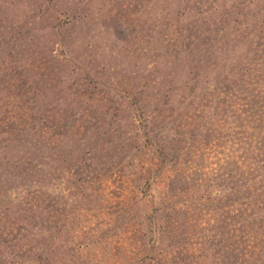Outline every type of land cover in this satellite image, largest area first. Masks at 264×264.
Here are the masks:
<instances>
[{"label": "rangeland", "instance_id": "rangeland-1", "mask_svg": "<svg viewBox=\"0 0 264 264\" xmlns=\"http://www.w3.org/2000/svg\"><path fill=\"white\" fill-rule=\"evenodd\" d=\"M138 5L139 0H0V26L6 30L0 31V59L11 49L14 68L27 83L37 78L32 67L43 66L40 74L49 81H86L89 86L79 83L81 90L111 97L128 91L131 103L142 101L140 92L150 83L144 97L166 111L135 129L119 100L117 127L94 129L79 148L65 141L63 131L54 166L49 152L43 161L28 155L29 169L56 168L54 179L35 182L34 174L25 185L10 183L0 195V210L36 217L24 215L28 222L15 233L23 229L28 235L32 264H249L254 248L239 251L236 237V145L219 137L221 92L213 83L204 90L207 77L190 85H200L196 92L175 90L178 75L168 63L154 70L152 43L142 57L138 47L130 50L117 40V31L128 37L129 28L140 29ZM145 18L154 23L152 13ZM185 95L206 102L187 112L180 104ZM95 145L98 152L87 160L91 170L84 172L87 166L79 168V161ZM37 191L46 198L26 200Z\"/></svg>", "mask_w": 264, "mask_h": 264}, {"label": "trees", "instance_id": "trees-1", "mask_svg": "<svg viewBox=\"0 0 264 264\" xmlns=\"http://www.w3.org/2000/svg\"><path fill=\"white\" fill-rule=\"evenodd\" d=\"M136 13L141 20L136 25L140 29L129 28L128 37L124 31H117L118 41H126L130 50L138 47V55L142 57L149 55L152 43L157 61L154 70L168 63L178 75L179 82H173L175 90L193 88L196 92L200 85H190L201 77L209 79L205 91L212 83L220 90L223 134L219 137L234 139L237 162L232 165L240 177L234 194L238 248L245 252L253 247L255 252L249 264H264V0H139ZM151 13L154 23L150 26L145 17ZM0 27L4 33L6 30ZM10 47L7 44V51ZM11 51L0 59V195L10 183L25 185L34 174H39L35 182L54 179L56 168L47 166V173L42 167L36 171L29 169L28 155L43 161L49 152L54 166L63 131L67 134L65 141L79 148L94 129L117 127L119 100L127 104L131 114L127 121L135 129L148 127L151 116L166 113L157 104L152 107L153 101L144 97L150 83L140 92L142 101L133 103L128 91H124L122 98L111 97L100 91L85 92L79 88L80 82L69 78L49 81L47 74H40L43 66L32 67L37 70V78L27 83L25 76L14 68L17 63ZM9 62L13 66H7ZM83 83L80 84L89 86ZM31 86L34 88L28 89ZM97 87L104 88L105 84L99 83ZM190 97L185 95L180 102L187 112L200 104L196 95L193 101H187ZM176 102L177 99L173 104ZM205 102L206 99L200 105ZM158 104L163 103L159 100ZM134 118L140 122L137 124ZM145 134L151 136L149 131ZM78 138L82 141L77 145ZM97 152V145L86 150L79 168L87 166V160L94 159ZM72 154L73 149L69 156ZM164 155L170 157L166 150ZM90 170L91 166H87L84 172ZM245 170L249 172L248 178L242 177ZM34 196L46 198L37 191L28 194L26 200ZM6 209L0 210V264H32L28 235L23 229L19 235L15 233L28 222L24 215L27 214V219L36 217L26 210L17 218L11 217L9 208Z\"/></svg>", "mask_w": 264, "mask_h": 264}]
</instances>
